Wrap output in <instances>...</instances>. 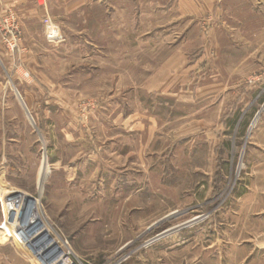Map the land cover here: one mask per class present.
Listing matches in <instances>:
<instances>
[{
	"label": "rangeland",
	"instance_id": "obj_1",
	"mask_svg": "<svg viewBox=\"0 0 264 264\" xmlns=\"http://www.w3.org/2000/svg\"><path fill=\"white\" fill-rule=\"evenodd\" d=\"M5 24L0 44L14 53L22 30L15 14L14 28ZM210 28L153 31L148 37L177 36L179 45L126 47L142 48L126 60L113 41L141 34L112 29L111 63L86 58L95 52L88 43L63 45V35L50 51L83 55L50 63L64 94L4 79L0 201L14 197L17 209L4 215L0 204V264H40L30 241L46 233L85 264H193L182 249L209 244L221 229L264 240V49L251 63L252 47L235 31ZM123 100L147 120L118 121Z\"/></svg>",
	"mask_w": 264,
	"mask_h": 264
},
{
	"label": "crops",
	"instance_id": "obj_2",
	"mask_svg": "<svg viewBox=\"0 0 264 264\" xmlns=\"http://www.w3.org/2000/svg\"><path fill=\"white\" fill-rule=\"evenodd\" d=\"M9 13L15 14L19 21L22 40L14 53L7 51L0 44V84L2 85L5 78H9L13 87L26 84L31 89L24 92L34 94H64L63 85L51 81L48 76L50 63L52 61L66 63L83 58L80 52L71 56L50 51V46H56L58 43H50L44 38L42 19L46 15L62 30L65 37L63 45L80 48L84 42L88 43L94 47L95 52L86 58L105 60L107 63H111L112 59V29L130 32L136 30L141 34L140 38L128 37L113 41L114 46L125 47L117 50L122 52L120 54L124 60L128 59V56L134 59L132 56L142 52V48L131 51V48L126 47L149 44L179 45L177 36L172 37V41L148 37L153 31H170L172 34H178L181 29L190 30L195 26L235 31L239 45L245 47L250 44L252 47L249 55L252 59H247L251 63H259L260 59L256 54L264 49V0H44V5H39L36 0H0V22ZM87 30L90 35L89 41L83 40L86 33L82 32ZM215 44L216 42H211V45ZM178 53L179 51L176 54ZM121 58L116 57L114 60ZM243 61V58H238L239 63ZM1 85L0 91L6 93V85ZM54 87L57 89H53ZM155 87L153 86L154 90ZM143 89L147 91V87ZM15 92L18 97L17 90ZM46 99L42 104L45 111L49 110L50 102L48 96ZM121 105L122 110L126 112L120 113L118 121L147 120L142 108L132 109L125 100ZM108 109L106 121H111V105ZM260 134L262 140L258 144L264 148V128ZM0 165H2L0 169L5 168L4 161H1ZM214 238L216 240H211L205 246L184 247L182 250L187 258L193 259V264H264V240H256L259 236L244 239L242 231L238 233L221 229L220 234Z\"/></svg>",
	"mask_w": 264,
	"mask_h": 264
},
{
	"label": "built area",
	"instance_id": "obj_3",
	"mask_svg": "<svg viewBox=\"0 0 264 264\" xmlns=\"http://www.w3.org/2000/svg\"><path fill=\"white\" fill-rule=\"evenodd\" d=\"M39 5H44V0H36ZM4 23H6L5 25V29L6 31H8V28H14V26L12 25V23L14 22V14L13 13H9L5 18L2 19ZM7 22H11V25L7 26ZM42 25H43V34H44V38L51 43H55V42H62L63 41V32L60 29L59 25L57 23H55L49 16H44L42 19ZM10 42L12 45L10 47L7 48L10 50H15V48H17V42L15 40H11L8 41ZM1 204V209L3 214H6V210L7 207L4 205L3 202L0 201ZM20 238V237H19ZM50 240V242L53 244L54 248L56 249V251H61L62 249L65 250L64 255L61 257V259H56L52 262H47V258L46 256L42 253V251H38V247L36 246V244H33V247L29 250L35 255V257L37 258L38 262L40 264H85L84 262L80 261L78 258H74L71 255V251L70 248L68 246V242L67 241H60L58 238V240L54 239L53 237H49L48 238Z\"/></svg>",
	"mask_w": 264,
	"mask_h": 264
},
{
	"label": "bare ground",
	"instance_id": "obj_4",
	"mask_svg": "<svg viewBox=\"0 0 264 264\" xmlns=\"http://www.w3.org/2000/svg\"><path fill=\"white\" fill-rule=\"evenodd\" d=\"M48 173H49V166L47 165V163L45 161V158H44L43 161H42V163H41L40 169H39V176H38V180H37V183H38L39 188H41V186H42L45 178L48 175ZM12 198H13V200H12ZM14 199H15L14 197H10L9 198V196H8L7 197V200H6V207H7V210L10 211V212H15L16 209H17V204L15 203ZM9 223L10 224H7V226H10V225L12 226L13 224H15V221L14 220H10ZM15 231L17 232V234L24 235L25 236V239H27V234H25L24 231H22L21 229H18V227L15 228ZM42 232L43 231H41V233ZM41 233H39V235ZM46 234L45 235L43 234L44 236H42L40 238V240L38 239L39 241L36 240L34 242V240L36 239V237H34V239L32 238L31 241H30L31 242V245L33 246V244H36V246L38 247L37 250L38 251L39 250L42 251V253L47 258V262H49V261L52 262V261H54L56 259H61V257L64 255L65 250L62 249L61 251H56V249L54 248L53 244L50 242L49 239H47L49 235L48 234L46 235ZM46 241H48V243L51 244L52 247H50L48 244L45 245L44 243Z\"/></svg>",
	"mask_w": 264,
	"mask_h": 264
}]
</instances>
